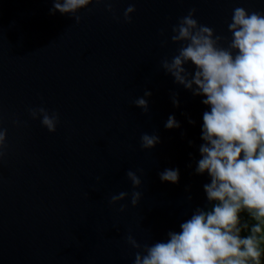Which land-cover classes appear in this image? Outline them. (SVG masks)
I'll return each instance as SVG.
<instances>
[{"label": "water", "instance_id": "1", "mask_svg": "<svg viewBox=\"0 0 264 264\" xmlns=\"http://www.w3.org/2000/svg\"><path fill=\"white\" fill-rule=\"evenodd\" d=\"M111 2L112 13L93 3L76 23L50 14L53 0H0V128L7 129L0 264H133L129 235L143 248L179 231L206 204L209 178L195 173L206 109L161 61L176 54L171 27L189 9L230 38L233 8L264 11V0ZM129 4L136 11L126 23ZM145 90L152 93L148 113L133 104ZM40 106L59 114L55 133L29 117L27 109ZM169 115L179 129L164 127ZM145 132L160 139L150 150L140 147ZM165 168L179 169L178 183L160 180ZM128 170L141 179L139 189ZM121 191L128 193L123 212L110 204ZM133 191L141 193L137 207Z\"/></svg>", "mask_w": 264, "mask_h": 264}, {"label": "clouds", "instance_id": "2", "mask_svg": "<svg viewBox=\"0 0 264 264\" xmlns=\"http://www.w3.org/2000/svg\"><path fill=\"white\" fill-rule=\"evenodd\" d=\"M93 3H103L113 12L111 0H53L49 11L79 23L78 13ZM135 11V5L129 4L124 22L131 23ZM113 19L119 22L115 14ZM227 30L230 38L200 24L194 8L171 27L170 40L177 50L171 59L161 61V68L176 85L200 97L206 109L195 165L197 175L209 178L203 185L206 204L195 208L179 224V231L169 230L165 239L143 248L129 235L127 243L137 250L133 264H264V11L233 8ZM151 95L145 90L133 104L148 113ZM171 101L179 107L178 94L172 93ZM27 112L49 133L56 132L57 112L43 106L29 107ZM188 123L195 121L188 118ZM164 127L172 130L181 125L169 115ZM6 137L7 129L0 128V160L6 155ZM159 142L156 133L140 136L143 150ZM126 177L134 189L141 187L136 172L128 170ZM159 178L176 184L179 169L165 168ZM126 199L128 193L121 191L111 196L110 204H120L123 212L126 206L121 202ZM140 200V191H133L132 207Z\"/></svg>", "mask_w": 264, "mask_h": 264}]
</instances>
